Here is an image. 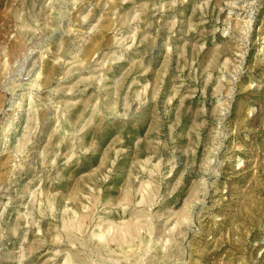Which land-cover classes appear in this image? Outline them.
<instances>
[{"label":"rangeland","instance_id":"obj_1","mask_svg":"<svg viewBox=\"0 0 264 264\" xmlns=\"http://www.w3.org/2000/svg\"><path fill=\"white\" fill-rule=\"evenodd\" d=\"M0 264H264V0H0Z\"/></svg>","mask_w":264,"mask_h":264}]
</instances>
